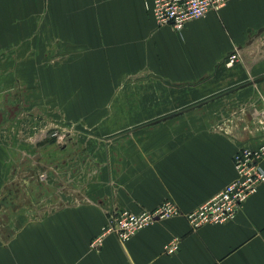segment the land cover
<instances>
[{"label": "crops", "instance_id": "obj_1", "mask_svg": "<svg viewBox=\"0 0 264 264\" xmlns=\"http://www.w3.org/2000/svg\"><path fill=\"white\" fill-rule=\"evenodd\" d=\"M144 1L0 0V95L49 81L104 97L130 80L172 98L171 108L152 109H191L160 125L168 137L152 141L155 181L136 184L131 199L122 195L115 205L106 189L39 217L29 204L0 207L11 211L0 216V264H264V183L229 222L193 229L175 217L129 241L109 235L91 246L114 207L139 212L172 199L193 211L236 177L238 149L264 143V0H232L182 31L158 27ZM235 52L238 61L227 65ZM226 106L245 110L232 118L230 134L213 133L211 111ZM165 143L166 152L155 154ZM175 238L180 248L169 255Z\"/></svg>", "mask_w": 264, "mask_h": 264}, {"label": "rangeland", "instance_id": "obj_2", "mask_svg": "<svg viewBox=\"0 0 264 264\" xmlns=\"http://www.w3.org/2000/svg\"><path fill=\"white\" fill-rule=\"evenodd\" d=\"M18 84L0 95V204L4 205L0 207L29 204L34 217L92 200L106 189L111 203H118L122 195L134 196L142 182L155 181L152 141L168 137L160 125L191 110L183 105L152 109L171 108L172 98L153 97L130 80L115 82L104 97L81 96L82 88L74 82ZM244 110L213 109L210 129L230 134L232 118ZM152 126L157 128L148 129ZM168 146L156 147L155 154L166 152ZM122 210L127 209L114 207L107 216ZM6 211L0 210V216ZM160 221L164 220L153 224Z\"/></svg>", "mask_w": 264, "mask_h": 264}, {"label": "built area", "instance_id": "obj_3", "mask_svg": "<svg viewBox=\"0 0 264 264\" xmlns=\"http://www.w3.org/2000/svg\"><path fill=\"white\" fill-rule=\"evenodd\" d=\"M232 0H145V8L158 27H172L182 31L190 21L218 11ZM239 59L237 52L227 58L232 66ZM264 117V112L262 114ZM264 143L255 148L242 147L233 156L236 177L217 195L191 212L183 213L173 201L163 202L154 211L134 213L122 210L107 218L102 232L92 243L96 248L109 235L121 242L129 241L139 231L159 220L185 217L193 229L209 224H223L233 220L245 202L264 183ZM180 248V240L173 239L165 246V253L173 255Z\"/></svg>", "mask_w": 264, "mask_h": 264}]
</instances>
